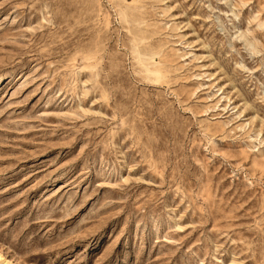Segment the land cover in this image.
Wrapping results in <instances>:
<instances>
[{
	"label": "rangeland",
	"instance_id": "374dc122",
	"mask_svg": "<svg viewBox=\"0 0 264 264\" xmlns=\"http://www.w3.org/2000/svg\"><path fill=\"white\" fill-rule=\"evenodd\" d=\"M0 264H264V0H0Z\"/></svg>",
	"mask_w": 264,
	"mask_h": 264
}]
</instances>
